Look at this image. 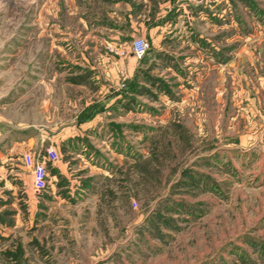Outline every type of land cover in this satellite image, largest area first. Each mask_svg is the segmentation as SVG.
<instances>
[{
	"label": "rangeland",
	"instance_id": "rangeland-1",
	"mask_svg": "<svg viewBox=\"0 0 264 264\" xmlns=\"http://www.w3.org/2000/svg\"><path fill=\"white\" fill-rule=\"evenodd\" d=\"M110 1L0 0V264H264V0H135L162 34L102 49Z\"/></svg>",
	"mask_w": 264,
	"mask_h": 264
},
{
	"label": "crops",
	"instance_id": "crops-1",
	"mask_svg": "<svg viewBox=\"0 0 264 264\" xmlns=\"http://www.w3.org/2000/svg\"><path fill=\"white\" fill-rule=\"evenodd\" d=\"M121 1V2H120ZM124 0H111L110 6L102 4V8L98 9L95 7V14L94 16L87 15L86 13L88 10L86 9L84 13H81V16L84 18L86 22L87 19L85 17H88L89 19H92L94 21V30L101 34L102 39L105 42H101L102 49L106 48V45H114V44H125L126 41L132 36L141 35V36H147L151 39L158 38L162 31H164V27L166 24H162V22L159 21L160 14L159 13H152L150 11V7L147 12H143L140 14L135 13V0H126L125 2H122ZM143 2H152V0H144ZM164 2V5L168 10H173V14L178 16V0H156L153 3H160ZM111 3H113V6H111ZM183 2V7H184ZM125 5V8L123 6ZM98 5V2H96V6ZM123 5V6H122ZM178 17H174L171 21L172 24L176 25ZM86 22H83L85 27H87ZM82 23V21L80 22ZM101 31V32H100ZM129 35L131 37H129ZM126 37V40L124 42H119ZM98 49V48H96ZM109 56V55H107ZM108 61V59L106 58ZM107 68L110 67V64L106 66ZM75 128L78 126V129L81 130L82 125H86V121H80V118L78 121L76 120ZM52 130L59 129L57 126L53 125L51 126ZM50 126L41 127L42 131L44 129H51ZM62 130H66L65 127H62ZM59 138V135L53 136V143L55 144V139ZM45 143L42 144L44 146ZM29 149H34V144H32V141H30L27 144ZM34 157H38L40 154L33 152L32 154ZM52 172V175L50 173ZM64 167L61 166V163H56L52 167L48 169V178L51 180L57 179L58 176L65 175ZM53 177V178H52ZM32 182V177H31Z\"/></svg>",
	"mask_w": 264,
	"mask_h": 264
},
{
	"label": "built area",
	"instance_id": "built-area-1",
	"mask_svg": "<svg viewBox=\"0 0 264 264\" xmlns=\"http://www.w3.org/2000/svg\"><path fill=\"white\" fill-rule=\"evenodd\" d=\"M110 51L114 52L113 49ZM131 51L136 57L142 58L148 51L147 41L143 38L134 40L131 44ZM119 54L125 55V52H119ZM23 161L32 174L31 188L36 193H42L46 190L48 183L47 167L55 165L59 161L58 151L53 145H50L38 157H34L30 153L25 154Z\"/></svg>",
	"mask_w": 264,
	"mask_h": 264
},
{
	"label": "trees",
	"instance_id": "trees-1",
	"mask_svg": "<svg viewBox=\"0 0 264 264\" xmlns=\"http://www.w3.org/2000/svg\"><path fill=\"white\" fill-rule=\"evenodd\" d=\"M53 165H48V167H47V173H48V169L50 168V167H52ZM46 189H47V187H46Z\"/></svg>",
	"mask_w": 264,
	"mask_h": 264
}]
</instances>
